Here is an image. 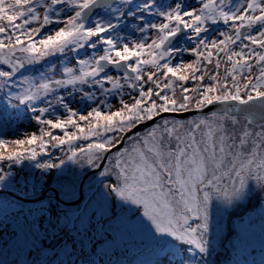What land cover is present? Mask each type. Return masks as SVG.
<instances>
[{
  "label": "snow or ice",
  "instance_id": "snow-or-ice-1",
  "mask_svg": "<svg viewBox=\"0 0 264 264\" xmlns=\"http://www.w3.org/2000/svg\"><path fill=\"white\" fill-rule=\"evenodd\" d=\"M21 118L0 264H264V0H0V131Z\"/></svg>",
  "mask_w": 264,
  "mask_h": 264
},
{
  "label": "rangeland",
  "instance_id": "rangeland-1",
  "mask_svg": "<svg viewBox=\"0 0 264 264\" xmlns=\"http://www.w3.org/2000/svg\"><path fill=\"white\" fill-rule=\"evenodd\" d=\"M19 131H24L25 129H27L29 132L31 131H35L36 130V126L34 125V123H30L29 121L23 120V118H21V120L19 122L13 123L8 129L4 130V131H0V137H6V138H15V136L13 135V133L16 130ZM57 155H59V153L57 152ZM15 171H19V169H15ZM24 172L28 173V180L31 183L35 182V177L39 175L38 171L33 169L30 165H28L27 162H25V166H24ZM24 184V181L21 180V186ZM52 188H55V182L53 181V183L51 184ZM17 186L16 185H10L6 190L7 191H13L14 189H16ZM2 189V188H0ZM5 190V189H3ZM51 193H49L50 195ZM17 195H19V192L17 190ZM25 199H30L33 200L34 197L32 196H26L24 197ZM23 198V199H24ZM9 199H12V197H9ZM23 207L25 209V215H28L27 213V209H40L43 207V205L39 204V203H32V202H24L23 201ZM128 207H134L129 205ZM245 209H250L252 210L253 208L248 207V206H244L242 208H240V213L242 215V213L244 212ZM16 211L17 209L14 208H9L7 211V214L5 215L4 212L2 210H0V237H2V239H0V246H3V240L7 239L9 242H11V240L13 239V233L14 232H18V228H17V224L18 222L23 220V217H17L16 216ZM248 212L246 215H242L244 217V221H251V225L250 227L254 232H259V223L256 217V215L258 214V209L254 210V211H245ZM37 216L39 215V213L36 214ZM233 217H238L239 216H233ZM31 219V217H29ZM218 219H221L222 223H224L226 225L227 223V213L221 212V214L217 217ZM244 221H242L241 219L237 220V222L233 221L234 225L235 224H240L243 223ZM44 227H47V225H44ZM37 228L39 229L41 235H40V239L43 240V227H40L39 224H37ZM123 230L124 232H129L132 231L134 233L139 234L140 233V228L137 224H127L125 226H123ZM49 243L51 241H48ZM2 244V245H1ZM55 252L59 253L60 250L59 248H57L56 250H54ZM245 251V250H244ZM62 255V253H61ZM11 258V257H10ZM214 259V257H213Z\"/></svg>",
  "mask_w": 264,
  "mask_h": 264
},
{
  "label": "trees",
  "instance_id": "trees-1",
  "mask_svg": "<svg viewBox=\"0 0 264 264\" xmlns=\"http://www.w3.org/2000/svg\"><path fill=\"white\" fill-rule=\"evenodd\" d=\"M256 209H245L244 212L242 213V215H246L248 212L245 211H254ZM259 214V213H258ZM257 219L259 220V215H256ZM233 221L239 222L240 218L238 217H233L232 218ZM258 223L260 224V221H258ZM253 239L246 245L245 247V251L244 254L248 256L249 260H256L257 262H259V260L261 259V255H260V239H259V232H254L253 233ZM217 252L219 253V257L214 256V259L218 260V264H226V259L224 258V251L223 249L217 248Z\"/></svg>",
  "mask_w": 264,
  "mask_h": 264
},
{
  "label": "water",
  "instance_id": "water-1",
  "mask_svg": "<svg viewBox=\"0 0 264 264\" xmlns=\"http://www.w3.org/2000/svg\"><path fill=\"white\" fill-rule=\"evenodd\" d=\"M187 115H189V116H193V115H195V113H189V114H187ZM0 191H5V190H0ZM7 191V190H6ZM7 192H11V191H7ZM23 201L24 202H29V201H31L30 199H23Z\"/></svg>",
  "mask_w": 264,
  "mask_h": 264
},
{
  "label": "flooded vegetation",
  "instance_id": "flooded-vegetation-1",
  "mask_svg": "<svg viewBox=\"0 0 264 264\" xmlns=\"http://www.w3.org/2000/svg\"><path fill=\"white\" fill-rule=\"evenodd\" d=\"M0 190H3V189H0ZM2 245V244H1Z\"/></svg>",
  "mask_w": 264,
  "mask_h": 264
}]
</instances>
